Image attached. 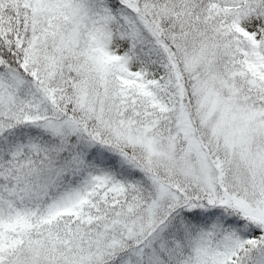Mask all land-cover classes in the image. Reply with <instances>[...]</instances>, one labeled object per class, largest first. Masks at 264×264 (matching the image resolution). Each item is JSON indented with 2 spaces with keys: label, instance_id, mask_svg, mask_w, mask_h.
Here are the masks:
<instances>
[{
  "label": "snow or ice",
  "instance_id": "snow-or-ice-1",
  "mask_svg": "<svg viewBox=\"0 0 264 264\" xmlns=\"http://www.w3.org/2000/svg\"><path fill=\"white\" fill-rule=\"evenodd\" d=\"M0 264H264V0H0Z\"/></svg>",
  "mask_w": 264,
  "mask_h": 264
}]
</instances>
